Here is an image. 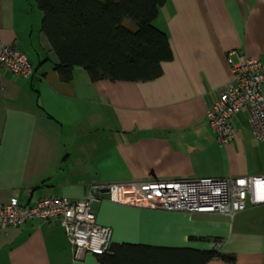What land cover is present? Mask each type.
<instances>
[{
    "label": "crops",
    "instance_id": "0c3cea01",
    "mask_svg": "<svg viewBox=\"0 0 264 264\" xmlns=\"http://www.w3.org/2000/svg\"><path fill=\"white\" fill-rule=\"evenodd\" d=\"M34 0H0V42L26 55L35 75L0 69V206L51 197L83 200L94 186L264 176V143L243 111L235 140L217 141L207 112L231 85L229 55L264 64V0H168L154 26L171 59L150 82H92L75 69L70 83L42 32ZM127 23V22H126ZM113 246L218 251L208 264H264V205L233 217L94 203ZM0 264H102L76 259L59 222L0 230Z\"/></svg>",
    "mask_w": 264,
    "mask_h": 264
},
{
    "label": "built area",
    "instance_id": "2783aa9c",
    "mask_svg": "<svg viewBox=\"0 0 264 264\" xmlns=\"http://www.w3.org/2000/svg\"><path fill=\"white\" fill-rule=\"evenodd\" d=\"M231 85L207 112L210 128L223 146L236 137L233 119L243 111L255 138L264 143V64L243 56L238 63L229 55ZM0 69L15 77L35 75L28 57L13 45L0 42ZM115 204L168 213L234 215L250 206L264 205V176L237 179H190L173 182L145 181L94 186L83 200L51 197L27 206L13 200L0 206V230L23 228L31 222H59L70 241L75 258L85 254L103 256L112 247L113 231L98 224L93 210L101 194Z\"/></svg>",
    "mask_w": 264,
    "mask_h": 264
},
{
    "label": "trees",
    "instance_id": "16d2710c",
    "mask_svg": "<svg viewBox=\"0 0 264 264\" xmlns=\"http://www.w3.org/2000/svg\"><path fill=\"white\" fill-rule=\"evenodd\" d=\"M43 14L42 32L59 63L56 71L70 83L75 69L92 82H150L171 59L167 35L154 26L168 0H34ZM131 21L132 31L126 26ZM102 264H208L235 257L218 251L113 246L97 256Z\"/></svg>",
    "mask_w": 264,
    "mask_h": 264
},
{
    "label": "rangeland",
    "instance_id": "374dc122",
    "mask_svg": "<svg viewBox=\"0 0 264 264\" xmlns=\"http://www.w3.org/2000/svg\"><path fill=\"white\" fill-rule=\"evenodd\" d=\"M126 26H127V28H129L132 31L137 30V27L131 21H127Z\"/></svg>",
    "mask_w": 264,
    "mask_h": 264
}]
</instances>
